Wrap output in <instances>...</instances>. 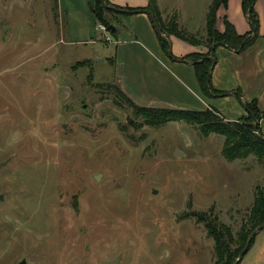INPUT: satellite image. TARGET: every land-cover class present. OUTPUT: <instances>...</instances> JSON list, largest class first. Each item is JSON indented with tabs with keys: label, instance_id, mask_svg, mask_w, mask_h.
Masks as SVG:
<instances>
[{
	"label": "rangeland",
	"instance_id": "1",
	"mask_svg": "<svg viewBox=\"0 0 264 264\" xmlns=\"http://www.w3.org/2000/svg\"><path fill=\"white\" fill-rule=\"evenodd\" d=\"M211 1L155 0L161 27L190 23L203 38ZM96 7L0 0V264H213L198 218L236 234L264 162L227 160L224 137L195 124L146 125L117 94L112 63L134 15L105 12L113 35ZM230 9L237 17L240 0Z\"/></svg>",
	"mask_w": 264,
	"mask_h": 264
},
{
	"label": "crops",
	"instance_id": "2",
	"mask_svg": "<svg viewBox=\"0 0 264 264\" xmlns=\"http://www.w3.org/2000/svg\"><path fill=\"white\" fill-rule=\"evenodd\" d=\"M134 3L132 0H110L111 4L120 7L143 9L148 0ZM241 3V0H240ZM231 0L226 8L217 11L216 27L224 30L223 17L234 25L238 34H245L250 25L242 14V10L231 15ZM255 11L259 16L258 37L254 43L242 52L224 46L215 49V64L210 71L212 86L219 91L232 92L237 89L242 100L256 99L262 112L258 121L264 135V0H255ZM136 26L131 36L116 39L115 53L112 59L116 85L135 104L146 107H173L193 110L213 108L226 120H238L247 116L244 106L235 94L208 97L203 94L194 73L191 61L182 60L183 56L192 53L204 54L207 47L193 45L171 35L172 59L161 48L157 33L152 27L148 14L131 12ZM241 17V19H240ZM205 21L203 23L204 28ZM183 26V25H182ZM183 28L192 34L199 31L193 24H185ZM117 28L116 35L121 32ZM189 28V29H188ZM198 29V30H197ZM177 58V59H176ZM241 264H264V229L258 230L248 251L244 254Z\"/></svg>",
	"mask_w": 264,
	"mask_h": 264
},
{
	"label": "trees",
	"instance_id": "3",
	"mask_svg": "<svg viewBox=\"0 0 264 264\" xmlns=\"http://www.w3.org/2000/svg\"><path fill=\"white\" fill-rule=\"evenodd\" d=\"M228 0H212L205 15V36L198 38L195 35L180 30L174 21L170 20L164 27H161L162 20L156 7L155 0H148L143 8L148 10L161 34H157L158 42L167 53L169 47V37L176 36L193 45H204L207 52L204 54L192 53L183 56L182 60H189L194 67L196 79L204 95L208 97L223 96L226 92L216 90L210 81V71L212 61L207 57L212 55L215 60V49L221 45L226 48L242 52L252 45L258 37L257 13L255 11V0H241V9L246 16L250 30L245 34H238L234 25L223 17L224 30L221 32L216 27L217 11L219 8H226ZM119 9H126L121 11ZM134 8L120 7L110 4L106 0H97V7L94 8L95 16L100 24L107 27L109 22L105 19V12H119L123 14L131 13ZM113 35H116L113 34ZM174 57V56H173ZM175 58V57H174ZM177 59V58H176ZM115 89L120 98H122L136 114H139L146 125L158 127L170 121H184L195 124L199 127L201 133L208 135L215 133L224 137V143L221 150L222 155L227 160L245 158L249 155L255 156L258 161L264 162V135L261 133L259 123L257 131L263 137L258 138L253 132V116L257 121L260 120L262 112L257 106L256 99L247 101V116L238 120H226L217 110L206 108L204 110H193L173 107H146L135 104L129 99L122 90L116 85ZM240 92L239 89L235 90ZM242 105L244 101L239 95H236ZM199 221L204 222L205 229L214 243L215 261L213 264H235L238 254L243 248L251 231L259 225L264 224V183L255 185L253 201L242 221V224L236 234L232 229L218 221L216 216L211 214L199 217ZM255 237V236H254ZM254 237L250 241L251 246ZM248 251V250H247ZM241 260L238 264H241Z\"/></svg>",
	"mask_w": 264,
	"mask_h": 264
},
{
	"label": "water",
	"instance_id": "4",
	"mask_svg": "<svg viewBox=\"0 0 264 264\" xmlns=\"http://www.w3.org/2000/svg\"><path fill=\"white\" fill-rule=\"evenodd\" d=\"M119 10L124 11V12L127 11L126 9H119ZM131 12H144V13L148 14V16H149V18H150V21H151V23H152V27H153L154 31H155L157 34H161L159 28L156 26V24H155V22H154V18H153V16H152V14H151L148 10H146V9H136V10H131ZM105 30H106L107 32L111 33V34H115V33L117 32V28H116L114 25H112V24H109L107 27H105ZM167 54H168V56H169L170 58L175 59V58L173 57V55H172L170 41H169V47H168V50H167ZM207 57L212 61L211 68L209 69V71H211L212 67H213L214 64H215V60H214V58H213L212 55H208ZM227 94H235V95H239L240 97H242V94H241L240 92H237V91L226 92L225 94H223V96H224V95H227ZM243 101H244V105H243V106H244V108L246 109V108H247V105H246V104H247V103H246L247 101H246V100H243ZM84 107H85V105H83V108H84ZM252 118H253V121H254V123H253V132H254L255 136L258 137V138L263 137V136L260 135V134L258 133V131H257L258 121L256 120V118H255L254 116H253ZM95 176H96V177H95L96 179L99 178V174H97V175H95ZM1 197H2V196H1ZM1 197H0V198H1ZM261 229H264V224L259 225L256 229H254L253 231L250 232V234H249V236H248V238H247V240H246V242H245L243 248L241 249V251H240L239 254H238V258H237L235 264H238V262L240 261V259H242V257L244 256V254H245V253L247 252V250L249 249L250 241H251L252 238L256 235V232H257L258 230H261ZM120 258H121V256H117V257H115V258H113V259H111V260H108V261L106 262V264H118V261H119ZM19 264H25V260L22 259V260L19 262Z\"/></svg>",
	"mask_w": 264,
	"mask_h": 264
},
{
	"label": "built area",
	"instance_id": "5",
	"mask_svg": "<svg viewBox=\"0 0 264 264\" xmlns=\"http://www.w3.org/2000/svg\"><path fill=\"white\" fill-rule=\"evenodd\" d=\"M102 27H103V26H102ZM102 27H101V28H102ZM103 29L105 30V27H103ZM107 38H108V37H107Z\"/></svg>",
	"mask_w": 264,
	"mask_h": 264
}]
</instances>
